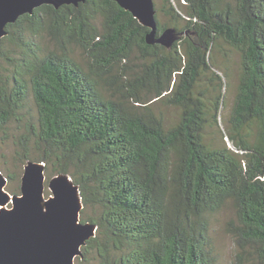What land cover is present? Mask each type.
I'll return each instance as SVG.
<instances>
[{"label": "trees", "instance_id": "obj_1", "mask_svg": "<svg viewBox=\"0 0 264 264\" xmlns=\"http://www.w3.org/2000/svg\"><path fill=\"white\" fill-rule=\"evenodd\" d=\"M155 5L170 21L157 19L158 33L182 34L170 48L149 44L151 29L113 0L45 4L9 24L0 126L32 98L37 122L19 154L79 185L81 221L97 225L82 249L99 264H219L211 215L228 203L230 264H264V0ZM224 45L240 72L222 127L231 72L214 71V53Z\"/></svg>", "mask_w": 264, "mask_h": 264}, {"label": "water", "instance_id": "obj_2", "mask_svg": "<svg viewBox=\"0 0 264 264\" xmlns=\"http://www.w3.org/2000/svg\"><path fill=\"white\" fill-rule=\"evenodd\" d=\"M87 0H0V45L7 26L23 14L48 4L78 6ZM130 11L151 30L149 44L167 48L181 33L167 27L158 33L154 0H113ZM8 179L0 173V264H76L85 246L97 233V225L81 221L84 207L80 187L68 173L48 178L44 162L28 160L21 176L20 194L6 189ZM51 194L46 197L45 189ZM11 204V207L8 205Z\"/></svg>", "mask_w": 264, "mask_h": 264}, {"label": "rangeland", "instance_id": "obj_3", "mask_svg": "<svg viewBox=\"0 0 264 264\" xmlns=\"http://www.w3.org/2000/svg\"><path fill=\"white\" fill-rule=\"evenodd\" d=\"M154 2L155 4L160 6L162 5L163 0H154ZM157 19L161 24H169L170 22L168 18L164 16L161 12H159ZM224 46L225 50H221L220 53L215 51L214 53L218 65L220 66L217 69L214 68V71H216L217 73L224 74L223 68L229 67V70L231 72V75L228 80V88H225L224 85V91H226L227 105L224 107L222 113L220 114L222 127H224V120L227 119V115L230 111L236 93L238 76L240 72V57L238 53L234 50H231L227 45ZM7 48L13 49L14 47L10 46V44L8 43ZM199 86L205 87L206 84L200 83ZM215 93L216 91H214V94ZM24 105V111L22 112L21 116H18V119L11 120L7 125L0 126V173L5 175L8 179L5 189L10 194H20L21 176L24 171V166L27 163L23 155L21 156V154H19V150H21L19 147V141L22 136H27L28 122H37L36 107L32 98L29 97ZM176 114L177 110L175 108H170L166 110V116L169 120L174 119ZM28 144L29 157H37L38 155H40V153L35 147V142L33 139H30ZM50 194L51 191L48 187H46L45 196L48 197ZM8 207H11V204H9ZM83 210L84 207L82 211ZM86 212L88 215H93L94 213L91 209H87ZM233 217L234 211L231 203H228L224 208L211 215V248L219 264H230L233 261L235 255L236 249L233 237L226 230V222ZM75 261L76 264H99L95 252L85 253L83 249L82 257L78 256Z\"/></svg>", "mask_w": 264, "mask_h": 264}]
</instances>
